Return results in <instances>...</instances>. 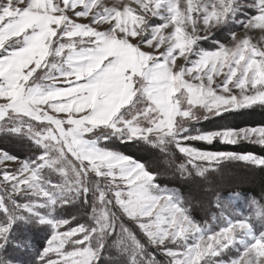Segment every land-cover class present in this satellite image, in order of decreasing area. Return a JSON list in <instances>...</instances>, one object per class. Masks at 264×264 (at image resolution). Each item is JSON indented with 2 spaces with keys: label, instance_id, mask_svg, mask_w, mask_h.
Returning <instances> with one entry per match:
<instances>
[{
  "label": "snow or ice",
  "instance_id": "6c2138e0",
  "mask_svg": "<svg viewBox=\"0 0 264 264\" xmlns=\"http://www.w3.org/2000/svg\"><path fill=\"white\" fill-rule=\"evenodd\" d=\"M245 7L255 15L235 20ZM229 20L264 32V0H122L113 7L105 0H0V133L25 135L42 149L23 162L0 151V165L16 164L0 169V252L21 213L69 197L87 204L92 192L91 225L61 231L69 220H41L54 233L40 264H97L109 237L125 264H158L157 252L167 264H264V231L253 228L254 220L264 222V203L251 201L250 215L233 220L216 199L224 226L210 230L180 197L160 189L157 173L89 139L109 129L100 139L174 147L184 177H206L232 160L264 169V157L253 153L191 146L219 139L264 147V126L185 135L209 115L264 107V43L231 32L230 46L195 47ZM25 195L35 201L15 199ZM232 248L237 258L222 261Z\"/></svg>",
  "mask_w": 264,
  "mask_h": 264
},
{
  "label": "trees",
  "instance_id": "16d2710c",
  "mask_svg": "<svg viewBox=\"0 0 264 264\" xmlns=\"http://www.w3.org/2000/svg\"><path fill=\"white\" fill-rule=\"evenodd\" d=\"M239 28L240 26L234 20H229L213 33L212 38L207 39L208 41H198L195 47L211 50L216 46V40L222 43L228 41L230 33L239 30ZM257 126H264V107L254 106L225 112L221 116H211L194 122L189 130L193 127L195 131L208 132ZM108 135L109 133L100 129V132L93 133L90 138L96 139L98 146L110 148L115 152L131 157L145 165L150 171L157 173L156 183L159 186L174 189L188 209L190 217L198 224L213 226L218 224L216 218L221 214V209L216 207V199L227 204L228 210L236 212L235 207L226 198L231 193L249 196L264 203V169L232 160L224 161L218 170L209 172L206 177L195 175L184 177L178 167L184 157L174 147L170 146L168 152H162L159 148L151 147L142 142L121 143L115 136L106 141L100 139L102 136ZM191 146L208 152L253 153L258 157H264V147L254 143L240 142L233 145L221 143L216 139L212 143L191 141ZM0 151L20 159L33 160L42 149L25 135L0 133ZM45 174L55 180V183H59L61 180L56 174L50 172H45ZM232 178L236 180L232 181ZM93 195L92 192L89 193L87 204L84 203L82 197H69L70 203L63 205L45 203L44 207L37 208L36 211L54 220H69L70 224L62 230H67V227H75L77 224L91 225ZM15 199L20 202L35 200L34 197L27 195ZM37 214L21 213L20 218H17L12 225L8 244L0 252V259H3L5 264H40L39 257L42 255L47 240L54 229L49 223H42ZM3 219V213H0V221ZM125 222L134 228L130 221L125 220ZM137 235L142 243L147 244L142 234L137 232ZM147 250L149 252L155 251L150 245H148ZM118 252L119 249L114 246L112 238L109 237L104 248L100 251L97 264H125ZM230 253L232 251L225 253L221 259L231 258ZM156 256L158 264L161 261L163 264H167L161 254L157 252Z\"/></svg>",
  "mask_w": 264,
  "mask_h": 264
},
{
  "label": "rangeland",
  "instance_id": "374dc122",
  "mask_svg": "<svg viewBox=\"0 0 264 264\" xmlns=\"http://www.w3.org/2000/svg\"><path fill=\"white\" fill-rule=\"evenodd\" d=\"M245 2H250V0H245ZM105 3L107 4V6L109 7H113V6H119L121 3H122V0H105ZM250 15H255V11L254 9L252 8H248V7H245V8H242L240 11H238L236 14H235V20H242V19H246L248 16ZM86 22V21H84ZM235 22V21H234ZM154 23H161V21H159L158 19H154ZM236 23V22H235ZM237 25L240 26L239 30L237 31H234L237 33L238 36H243V35H248L252 38V41L254 43H264V32H261L260 30H252V31H248L246 32L245 29L242 28V25L240 23H236ZM106 27V26H105ZM218 29V28H217ZM216 29V30H217ZM215 30V31H216ZM167 32V30H165ZM214 31V32H215ZM203 35V33H201ZM212 38V36H211ZM210 39V37H209ZM208 41V40H207ZM222 43V42H221ZM224 44L230 46L231 44V40H230V36H229V40L224 42ZM207 50V49H205ZM178 63H183V59L180 58L178 60ZM208 117H211V115H209ZM199 120H204V119H198ZM194 123V122H193ZM193 123H190L188 125V132L185 133V135H195V134H203V133H211V132H217V131H220V130H212V131H208V132H199V131H195L194 128L192 127L191 130L190 129V126L193 124ZM257 127H261V126H257ZM247 128H255V127H242V128H238L237 130L239 129H247ZM223 130V129H222ZM103 131L105 133H109L110 130L109 129H103ZM97 132H100L99 131H96L95 133ZM94 133V134H95ZM92 135V134H91ZM89 139H92L90 138L89 136ZM219 140V139H217ZM220 141V140H219ZM200 142V141H198ZM5 153V152H4ZM10 156V155H9ZM20 161H28V160H24V159H20L18 158ZM35 159V158H34ZM135 161V160H134ZM4 167H7V168H10V169H14L16 167V164L12 163V162H6L4 165H0V169H3ZM48 173V172H46ZM45 177L47 179H51L50 177H48L46 174H45ZM235 178H232V181H235L234 180ZM53 183H55V180L51 179ZM3 185H0V196L2 195H5V193L3 192ZM160 189L163 191V190H167L168 192L170 193H174L176 196H178V194L176 193V191L172 188H167L165 186H160ZM32 197V196H31ZM179 197V196H178ZM35 198V197H34ZM227 198V201H229L234 207H235V210L236 212L234 211H230V210H226L224 215L225 216H228L229 218L233 219V220H236V219H241V218H244V217H247L250 215V204H251V201H253L254 199H252L251 197L249 196H243L239 193H231L229 195L226 196ZM5 199H7V196H5ZM35 201V200H34ZM92 206H93V203H92ZM92 206H91V209H92ZM38 213L37 215H39V217L41 218V220H47V219H51V220H54L53 218L51 217H45L43 216L41 213L37 212ZM218 218H216L217 223L216 226H213V225H210V224H200L201 226H204L210 230H215V231H218L220 227L224 226V222H223V219L221 217V214L217 216ZM55 221H60V220H55ZM253 228L254 230L256 231H264V222L262 221H258V220H254L253 221ZM61 231H64L61 229ZM54 233V231H53ZM52 233V235H53ZM51 235V236H52ZM50 236V238H51ZM50 238L47 240V244H48V241L50 240ZM47 246V245H46ZM46 248V247H45ZM230 251H232V253H230L229 255L232 256L231 258H228L227 260H232V259H235L237 258V256L239 255V252L240 250H238L237 248H232L231 250L227 251V253H229ZM165 259V261L167 262V257H163ZM221 259V258H220ZM222 261H226L224 259H221Z\"/></svg>",
  "mask_w": 264,
  "mask_h": 264
}]
</instances>
